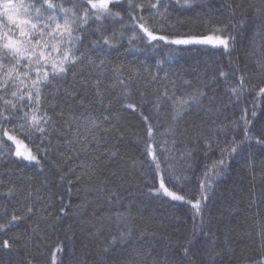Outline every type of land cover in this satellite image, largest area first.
I'll return each instance as SVG.
<instances>
[{
	"label": "trees",
	"instance_id": "1",
	"mask_svg": "<svg viewBox=\"0 0 264 264\" xmlns=\"http://www.w3.org/2000/svg\"><path fill=\"white\" fill-rule=\"evenodd\" d=\"M22 2L42 19L32 8L19 19L38 28L63 25L65 10L69 20L90 10L87 0ZM109 8L119 16L76 20L77 59L55 78L52 63L66 46L59 37L32 36L49 45L37 49L46 58L39 65L35 57L30 66L26 57L0 61L20 74L0 89V129L38 156H15L0 132V264H264V0H112ZM139 23L168 40L148 41ZM4 24L0 30L20 38ZM219 33L234 38L227 49L171 43ZM36 110L51 117L46 134L12 131ZM233 140L236 151L225 152ZM221 159L219 174L210 172ZM160 173L172 191L183 186L186 199L198 198L203 182L200 212L157 191Z\"/></svg>",
	"mask_w": 264,
	"mask_h": 264
},
{
	"label": "snow or ice",
	"instance_id": "2",
	"mask_svg": "<svg viewBox=\"0 0 264 264\" xmlns=\"http://www.w3.org/2000/svg\"><path fill=\"white\" fill-rule=\"evenodd\" d=\"M47 3V0H45ZM112 3V0H87V4L90 5V10H84L82 17H75L73 15V18L69 20L67 12L68 10H65V16H64V23L61 25L60 23H55V26L52 27L51 23L44 24L42 27L37 26L36 23H32L31 20L27 19H19L21 16H30L32 15L31 12H29V8L35 9V12L37 13L36 19L41 20L42 16L39 15V9L35 7L34 4L32 5H25L22 0L21 2H16V0H0V29H3L6 27L4 24V21L6 20L7 24L15 25L16 28L19 30V39H14L13 34H9L7 31L0 30V61L4 59V56H8L11 58V60L15 61L16 65H19L22 60L27 58L26 63L30 66L33 62V59L35 57L36 63L39 65L41 61H45L46 58L44 56L43 51H37V49H43L48 48L49 45L47 43H41V40H37L35 43L32 41V36L37 35L41 38L44 36L56 38L59 37L64 44L66 45L63 50V59L60 60V62L57 64L55 62L52 63V72H53V78H55V73H63L66 71L65 64L71 63L74 64L77 57L72 54V41L75 39L73 37V24L76 22L77 19L82 20V22L86 23L87 20L90 17H94L95 19H101L105 16H119V13H112L110 11V4ZM48 8H54L55 5L51 3H47ZM27 26L29 31H25V27ZM48 28L49 31L45 33L44 29ZM138 28L142 31V33L147 37L148 41H167L168 37L166 36H158L154 34L152 30H150L148 27L145 26L144 23H139ZM213 31H223L222 29H214ZM232 37H219V36H206L201 39L196 38H189V39H175L171 41V43L180 45V44H191V43H206V44H212V45H221L223 48L227 49L229 47V41L233 40ZM52 48H54L56 51H59V48L56 45H52ZM37 74V80H33L31 82L32 88L35 90L37 95V101L36 103H39L38 97H39V88L37 87L38 83L41 82V71L40 67H37L36 69ZM15 71L14 68H5L3 63H0V89H3L4 91L8 90V80H18L19 79V73L15 77L12 76V73ZM28 71H31V68H28ZM223 75V73H221ZM25 75H27V72H25ZM48 73L47 71H44L42 74V79L47 80ZM22 84L23 81H20ZM241 83H243V77H241ZM15 86V85H14ZM27 87V85H25ZM235 91V89H233ZM261 92H264V89H261ZM12 97L17 98L18 93L16 91L11 92ZM29 99H31V92L28 93ZM19 99H23V95H20L18 97ZM2 99V98H0ZM4 104L6 107L9 108H15L16 105L11 100H5ZM129 107H135L134 105H130ZM255 115V113H253ZM6 119L5 117L0 116V120ZM145 121L148 120L147 117H143ZM25 124L21 125L19 128H14L12 131L19 132L21 135H23L27 139H31V133L38 132L41 134H46L43 125L47 124L51 117L47 115L46 112H42L40 110L34 111L31 116H28L27 114L24 117ZM245 128H244V139H250L248 135V121L245 119ZM0 132H3V135L7 136L8 140L12 141L15 146V156L17 157H23L27 160H36L37 156L32 152L31 148H29L27 145L24 144V141L21 139H18L16 136L8 135L7 131H4L3 129H0ZM147 137L149 140L153 138V129L152 126L149 124L147 127ZM261 143H264V141H260ZM238 146L237 142L233 140L232 146L225 149V152L228 153H234L236 151V147ZM39 150V149H38ZM149 154L152 156V160L156 162V169L159 170V163L157 162L156 158V152L155 149L152 147L151 144L147 145L146 149ZM223 155V153H222ZM225 166L224 159H221L219 161H214L209 169L210 172H213L214 174H219L220 169ZM205 177H208V173H205ZM178 188V191H172L164 184L163 177H161L160 180V188L157 189V191H162L166 196L171 197L173 200L176 201H182L187 202L196 210L197 213L201 210V203L202 200H206L207 196L204 189V183L202 182L200 185L201 191L198 198L194 199H186V195L179 194L180 192L184 191L183 186L175 185ZM209 187H211V183L209 180ZM16 219L15 216H12V220L14 221ZM4 228V225H0V231H2ZM194 240L193 238H188L185 240L184 244L182 245L183 248V254L187 256L189 254L190 248L193 246ZM3 247L8 248L9 243L7 240L2 242ZM59 250V249H58Z\"/></svg>",
	"mask_w": 264,
	"mask_h": 264
},
{
	"label": "rangeland",
	"instance_id": "3",
	"mask_svg": "<svg viewBox=\"0 0 264 264\" xmlns=\"http://www.w3.org/2000/svg\"><path fill=\"white\" fill-rule=\"evenodd\" d=\"M206 36H210V35H205V36H186V37H183L182 39H189V38H196V39H201V38H203V37H206ZM211 36H214V37H216V36H219V37H224V38H226V36L225 35H223V34H221V33H219V34H211ZM194 43H196V42H194ZM198 44H205V45H211V46H221V45H212V44H206V43H198ZM51 50H55L54 48H52L51 47ZM262 89H264V87L262 88ZM262 92H261V90H259V95L261 94ZM8 135H13V136H16L15 134H13V133H11V132H8ZM7 137V136H6ZM17 137V136H16ZM18 139H21V138H19V137H17ZM21 140H23V139H21ZM24 141V140H23ZM24 144L25 145H27L29 148H30V146L24 141ZM15 147V146H14ZM32 150V149H31ZM32 152H33V150H32ZM34 153V152H33ZM35 154V153H34ZM36 155V154H35ZM37 156V155H36ZM21 158H23V157H21ZM25 159V158H24ZM36 160H38V156H37V159ZM35 161V160H34ZM161 177H162V175H161V173L159 174V183H160V180H161ZM160 188V187H159ZM158 188V189H159Z\"/></svg>",
	"mask_w": 264,
	"mask_h": 264
}]
</instances>
